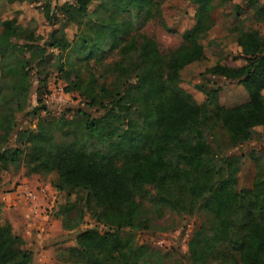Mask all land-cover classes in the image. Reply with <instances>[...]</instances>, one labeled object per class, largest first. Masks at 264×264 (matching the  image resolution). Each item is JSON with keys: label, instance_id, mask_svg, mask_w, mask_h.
<instances>
[{"label": "trees", "instance_id": "16d2710c", "mask_svg": "<svg viewBox=\"0 0 264 264\" xmlns=\"http://www.w3.org/2000/svg\"><path fill=\"white\" fill-rule=\"evenodd\" d=\"M14 1L20 0L7 2ZM93 1L71 0L63 3L62 10L68 19L80 23ZM99 1L107 12L95 17V39L83 38L75 45L80 49L88 45L89 56L100 52L106 37L112 41L111 51L119 46V14L133 8L146 21L152 20L160 15L164 0ZM257 1L247 0L250 6ZM193 2L197 6L193 26L183 32L177 47L161 53L152 37L141 34L133 66L136 84L114 99V107H107L99 117L81 110L85 119L79 129L103 136L107 151H89L86 144L78 145L74 140L56 141L45 119L38 120L35 133L22 130L21 136L27 135L30 142V173L54 171L58 190L81 189L87 202L93 200L103 208L107 230L77 232L76 246L69 249L74 264H138L143 248L122 239L119 233L136 218L137 196L152 190L151 200L159 210H175L187 201L194 206L201 201L212 214L213 233L197 232L189 242L192 264H210L213 258L211 264H264V173L257 165L251 184H239L240 166L234 169L232 165L240 157L224 153V149L251 139L254 126H264L263 40L256 30L241 31L237 44L246 63L230 67L217 61L199 73L201 77H222L225 84L236 83L244 90L245 101L222 105V86L215 84L207 91V102L197 103L177 84L187 65L205 59L204 45L198 38L211 28L210 13L216 4L215 0ZM254 14L264 25V5L255 7ZM22 32L16 18L0 17V138L5 144L0 149V171L17 166L23 154V149L10 143L17 124L14 113L22 110L19 97L30 90L31 66L19 54L45 46L33 42L32 37L21 43ZM54 33L49 32V47L68 49L70 42L65 37L55 38ZM72 85L79 88L80 84ZM90 98L95 100L92 95ZM73 207L66 200L55 213L65 231L77 229L83 221V211L73 216ZM1 212L0 204V264H30L32 253L20 248L23 240L12 233L8 221H2Z\"/></svg>", "mask_w": 264, "mask_h": 264}, {"label": "rangeland", "instance_id": "374dc122", "mask_svg": "<svg viewBox=\"0 0 264 264\" xmlns=\"http://www.w3.org/2000/svg\"><path fill=\"white\" fill-rule=\"evenodd\" d=\"M7 1L0 0V17L16 18L23 29L20 42L32 37L33 42L45 43V46L19 54L31 66L30 90L19 97L22 110L14 113L17 124L10 143L23 149V154L17 166L0 171L1 218L8 221L12 233L23 240L20 248L32 253L30 264H74L69 249L76 246L77 232L88 228H96L100 232L107 230L108 226L102 220L103 208L93 200L87 202L86 193L81 189L58 190L54 171L32 174L35 179L27 181L24 177L31 176L27 165L30 142L27 135L21 136L22 130L35 133L38 120L45 119L56 141L74 140L78 145L86 144L89 151H107L103 136L88 135L79 129L85 119L81 110L91 117H99L107 107H114L113 100L121 98L137 82L133 66L137 60V46L141 44L140 35L152 37L160 52L167 53L180 44L183 32L193 26L197 6L193 0H164L160 15L148 21L142 13L131 8L117 18L122 28L118 36L119 46L111 51L112 41L106 37L100 52L89 56L91 49L88 45L85 49L75 45L83 38L95 39L98 27L95 17L107 12L99 6V0L91 3L88 14L80 23L68 19L62 10L63 3L71 0ZM215 4L210 13L212 26L198 38V42L204 45L205 59L187 65L177 86L199 104L207 102V91L212 85L222 86L220 103L232 106L247 99L244 90L236 83L225 84L227 81L222 77H201L199 73L217 61L230 67L244 65L246 61L237 44L241 31H258L264 47V25L254 14L255 7L264 5V0H258L254 6H250L247 0H215ZM49 32H55V38L65 37L70 47L64 51L50 48L52 39ZM134 43L136 46L133 47ZM73 82L79 83V88H72ZM66 88L71 90L66 91ZM90 95L95 100L91 101ZM4 146L0 138V149ZM224 153L240 157L232 167L240 166L238 183L250 185L257 165L264 173V126H254L251 139L224 149ZM19 186L24 187L18 190ZM27 190L37 192L34 201L26 198ZM151 193L137 196L136 218L131 225L124 226L119 235L143 248L138 264H192L189 242L197 232L213 233L212 214L201 201L194 206L187 201L175 210H159L151 200L155 190ZM66 200L75 206L71 211L73 216L83 211L82 223L71 231L63 230L60 217L55 215ZM214 261L215 258L210 260V264ZM116 264L121 263L118 261Z\"/></svg>", "mask_w": 264, "mask_h": 264}, {"label": "built area", "instance_id": "2783aa9c", "mask_svg": "<svg viewBox=\"0 0 264 264\" xmlns=\"http://www.w3.org/2000/svg\"><path fill=\"white\" fill-rule=\"evenodd\" d=\"M37 192H31V191H25V196L28 199V201H34L35 198H37Z\"/></svg>", "mask_w": 264, "mask_h": 264}, {"label": "crops", "instance_id": "0c3cea01", "mask_svg": "<svg viewBox=\"0 0 264 264\" xmlns=\"http://www.w3.org/2000/svg\"><path fill=\"white\" fill-rule=\"evenodd\" d=\"M32 174H39V173H31V174H30L31 176H29V177H24V178H26L27 181H31V179H35V177H34ZM22 187H24V186H19V187H18V190H19V188H22ZM18 190H17V193L19 192ZM17 196H18V195H17ZM19 197H21V194L19 195Z\"/></svg>", "mask_w": 264, "mask_h": 264}]
</instances>
